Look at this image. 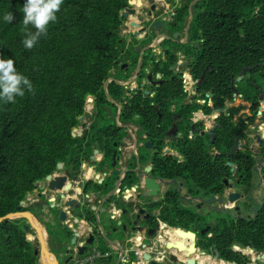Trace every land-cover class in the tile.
I'll return each mask as SVG.
<instances>
[{
	"label": "trees",
	"instance_id": "16d2710c",
	"mask_svg": "<svg viewBox=\"0 0 264 264\" xmlns=\"http://www.w3.org/2000/svg\"><path fill=\"white\" fill-rule=\"evenodd\" d=\"M130 1L64 0L58 20L49 25L47 36L27 50L21 43L22 7L26 0H0V58L14 59L17 70L35 88V95L26 92L23 98L17 97L15 104L0 102V219L16 213L28 194L36 190V184L58 170V164L72 162L78 168L84 145L87 149L99 146L105 154L102 166L114 163L127 133L104 114L102 108L113 104L108 99L121 104L120 121L135 124L142 140L153 145L149 158L152 177L176 179L189 187L191 195L204 199L224 192L227 162L232 158L215 159L213 152L227 153L239 129L222 122L211 147L208 137L189 138L188 118L201 106L184 103V81L172 68L178 61L177 54L182 53L192 75L201 80L198 91L215 94V107L224 106L226 99L233 97L232 81L242 70L264 64V0L182 3L170 25L186 27L194 2L188 41L181 44L166 39L162 56L144 55L138 86L128 92L119 82L132 76L140 56L132 44L126 49L127 41L121 37L125 23L121 15ZM6 12L13 13L11 23L3 20ZM176 33L173 31V35ZM158 74L161 79H157ZM109 80L112 81L106 93ZM244 81L235 85L244 101L251 102L252 92ZM91 96L96 99L94 121L83 137L75 138L73 130L80 125ZM174 105L178 106L175 113ZM210 111L207 108V114ZM174 123L182 138L172 147L184 156V162L164 153L171 146L168 133ZM74 149L77 155L70 161ZM142 158L147 162L146 156ZM109 186L107 191L111 181ZM148 206L159 209L158 219L174 228L192 230L200 218L182 205L173 189L166 192L163 200ZM26 211L31 209L21 212ZM257 213L252 218L222 215L201 236L199 245L206 251L213 249L219 256L214 264H250L251 260L235 247L264 252V201ZM26 224L25 218L0 222V264H40V256L36 255L39 245L30 240L31 233L24 230ZM53 228L48 229L50 237ZM172 237L178 238L174 233Z\"/></svg>",
	"mask_w": 264,
	"mask_h": 264
},
{
	"label": "flooded vegetation",
	"instance_id": "af4514ba",
	"mask_svg": "<svg viewBox=\"0 0 264 264\" xmlns=\"http://www.w3.org/2000/svg\"><path fill=\"white\" fill-rule=\"evenodd\" d=\"M183 2L184 1L181 0V3H183ZM179 8L180 7L176 8L174 13L172 15H169L172 17H169L168 15H166L165 18L164 17L162 18L163 20H157V21H164L166 24L165 28L159 30V32L170 33L172 31L173 27L170 25L172 23L171 20L175 19L176 13L179 10ZM166 19H169V22L166 21ZM151 23H152V21H151ZM151 23L150 22L144 23V26L147 28H150ZM188 24H189V22H188ZM153 35H155V33ZM185 63H186L185 64L186 68L190 71V69L188 68L187 61ZM185 65H182V66H185ZM251 68H252V70H250L248 72V73H250V75H248V76L245 75L243 77V80H245L244 84L245 85L247 84L248 88L252 92L251 102H245L243 99V95L239 94V92L237 90L238 85H235V83H240V82H237L236 79L232 81L233 97L231 99H226L224 106L218 107V108L215 107V104L217 102L215 94L210 93V92L200 93L198 91V88L201 84V80H198L195 78L194 87H193V90L191 91V93L194 94L193 96L185 89V85H184V90L186 92V98L184 100V103H186V104L187 103L188 104L196 103V104L201 106V109L198 110L201 112L200 114L198 113V111H196V112L192 113L191 117L188 118L190 125H191L189 138H196L197 136L208 137L209 146L211 147L216 141V138H217L216 131L218 128L222 127V122L223 123L227 122L229 124H233L235 127H237L239 129V132L234 134V140H233V145H232V147H233L235 144V141L237 139L239 149L237 152H235L232 156L229 157L230 159L232 158V161L227 162V167L229 168V173L225 174V177L223 180L224 192L222 194H218L215 196V197H219V198L224 199L225 202L222 206H220L218 204H214V205L207 204V201L209 199H211V197L204 199V198L200 197L199 195H197V196L191 195L189 193V187L187 185L177 181L176 179H174V180H176V183L171 184V186L167 187V189H166V192L170 189L177 191L178 195L181 199L182 205L184 207H186L187 209L194 211L195 213H197L200 216V218L198 219V221L195 224L194 229L188 230V229L182 228V229H184L183 230L184 232L191 231V233H194L196 235L195 242H196V246H197V252L194 255H192V257H190V258H194L195 260H196L195 256L198 253H200L203 257L208 256L207 251L204 250L199 245V241H200L201 236H204L207 233L206 232L205 234H203V231L207 227L212 226L211 224L210 225L207 224L204 227L202 226V224H204V222H206L205 221L206 216L203 213L204 209H208V208L212 207L213 210L217 211V209L222 210L225 208L228 210V214H224V215H230L233 218H252L258 214L257 211L260 209V207L262 205V204L257 205L255 207V208H257V211L254 212V210H253V214L250 215V217H242V214L240 211L236 212V213H232V210H235L237 208L238 202H240V201H242L246 205H249V195H251L255 190L259 189L260 185L258 184V182H261V185L264 187V108H262V105H264V64H257ZM177 69H179L178 65H177ZM178 75L182 79V77H181L182 72L181 71H179ZM161 78H162V76H160L159 79H161ZM235 92L238 93L236 96H235ZM194 96H199V97H201V99L200 100L195 99ZM238 97L241 98L243 103L248 104L247 109H249L248 110L249 114L246 115L245 117H243L244 118L243 120H239V119L237 120L236 119V116L239 114L240 110L234 111V109H232L231 107L228 106V103H233V102L238 101ZM203 102H204V105H202ZM177 107H178L177 105H174L172 107V111L174 113L177 112ZM207 108L211 109L209 114H207ZM104 113L106 116H108L105 111H104ZM177 118L178 117H176V119ZM110 120L112 121V119H110ZM207 122L210 123L209 127L205 126V123H207ZM91 124L87 128H86V126H84V128H85L84 132L89 131ZM79 127H78V132H76V134H80ZM245 128H247V131L244 130ZM174 130L176 131L175 133H173ZM209 133H214L213 141H211V135ZM82 134L84 136L83 131H82ZM168 135L170 137V144H171L170 155L173 156V158L177 159L179 162L186 161L184 156L181 155L177 150H175L172 147L173 143L177 142L179 139L182 138V134L178 132L177 126L175 123L173 124V127L170 130V132L168 133ZM94 146L95 145H93L92 147H94ZM122 147H123V144H121V146L118 147L115 159H133V158H135V159H140V161L143 163V160H142L143 159L142 155H144L143 153H140L139 156L137 155L138 157L137 156L136 157H132V156L130 157L127 154H125L123 149H121ZM83 148H86V145H84ZM231 148L229 149V151L231 150ZM229 151L227 153H229ZM227 153H221V152L216 151V150L213 152L215 159H219L223 156L228 157L226 155ZM104 160H105V156H103V155L101 156L100 160L95 159V161L98 164V168H100V166ZM84 161H85V159H80V164H79L78 168L76 167L77 163L73 164L72 162H69L67 164H64L63 169L65 170L64 172H65L66 177L68 179L71 178L72 180H73V177H79L80 169L83 166ZM140 161H138V164L143 169H146L149 167V166L148 167L145 166V168H144L143 164ZM151 165L152 164H150V166ZM248 168L250 170L249 173H248ZM97 171H98V169H94L95 174H98ZM107 174L108 173L102 172L100 174V178H98V181L95 183H92L93 187H90L89 184L87 186L84 185L81 187L82 190H84V188H87L86 192L101 191L102 194L105 193V195H106L105 197H103V198L101 197L98 199L95 198L96 200L94 199L95 205H99V202L104 201L107 198V196L110 194L112 196L109 199H107V202L105 203L104 207H105V209L112 211L113 210L112 201L115 200V198L118 197L116 200L124 199L127 202H132L137 198L139 191L136 190L134 188V186L138 183V180L134 175L131 177V179H134V181H136V182L133 185L129 186L128 188H125V187L128 186V184H129L128 182L130 181V179H128L129 174H125L123 177V180H122V184L118 185L115 188H113V186H111V189L109 191H107L110 187L109 186V179L110 178ZM110 176L114 177L113 174H111ZM233 178H235V179H233ZM174 180H170V181L167 180V181H169L170 183H173ZM227 189L233 190L232 194H240L242 196V198L239 199L238 201H236L235 204L230 203L228 198H226V196H225V194H226L225 192ZM70 194H72V192ZM212 197H214V196H212ZM45 199H46V203L48 205V212H52L54 214V218L56 219V217L58 216V211H59L58 207L61 205L59 193L55 194V195L50 194ZM163 199H160L159 201H161ZM143 207L146 209V212H145V214L139 215V218H138L137 224H136L137 229L135 230V232H130L128 235H125V236H123V234H124L123 227H124V225L128 224V217L126 215L122 214L123 209L121 211H119V210H117V206L115 207V209H116L115 211L116 212L118 211L119 215H117V213L113 212V215H115V218H117V219H115L116 221H113L112 223L110 222L112 224L110 229L107 226H105V228H106L105 235H103L102 232L99 230L97 223H96L97 221L94 217V214L92 213L89 216V218L87 219L88 223L90 224L88 228H90V233L96 236L97 245L96 246H90L89 251L86 252L83 256H80L78 253V249L76 248V247H78V245H75L69 251L64 250L63 245H62L63 241L69 242V241H71V239H73V237H74L73 231H78L77 230L78 227L74 226L72 224H70V225L68 224V226H66V227L54 226V227H59L58 229L61 230V239H62L61 242H62V244L61 243H57V244H59V250H61V253L63 252V258L58 262L60 264H66L65 263L66 260L73 258L68 263V264H70L74 260H78V261L83 260L89 254L94 253L95 254L94 264H117L118 260L120 259L121 253L118 250L112 252L111 246L104 239L106 236V238H108V239L120 240V245H122L123 251H124L123 258H121L120 264H139V258L136 254L139 251L135 250L136 245L139 242H142L145 244H150V248L154 247L157 249V248H159V246H157L156 243L161 241L159 239H163V238H160L161 237L160 224L163 222H161L157 217L158 214L160 213V210L155 209V208L152 209L151 206H143ZM28 208H30L32 212H37L36 206H32V207L30 206ZM213 210H211V211H213ZM136 211L138 212L139 209L137 208ZM147 215L149 216V218L146 220ZM99 220L102 223L104 222L102 219V216H100V215H99ZM44 224L46 225L47 223H44ZM49 224L52 226L55 224V222L49 223ZM118 224H120V226L118 227V230L120 231L121 234L117 235V237H113V235H116V234L113 233L112 229L115 228ZM47 226H48V224H47ZM74 227H75V229H74ZM48 229L46 230V233H47ZM182 229H180V230H182ZM176 230L177 229H167L165 231L166 236L169 235L168 233L171 234V232L174 231V234L177 235L178 238L176 240L175 239L173 240V237L171 238L170 242L175 243V247L172 250H169L170 253L167 254L166 258L165 259L162 258V261L164 263L159 262L160 264H187L186 259H188V258L186 257V255L188 254V252L190 250V247H191V244L193 243V240H192L191 244L187 243V238H190V237H187V236L181 237L180 235H178L176 233ZM171 236H172V234H171ZM89 237L78 240V243L84 242L86 244V241L88 240ZM121 237H124V238H121ZM123 239H125L124 240V242H126L125 244L122 241ZM167 243H166V245H167ZM177 243L180 244V246H181V243H183L186 248L180 250ZM104 245H108V247H109L108 250L105 249ZM166 245H165V247H166ZM101 246H103L104 250H103V248H101ZM81 247H84V246H81ZM55 249L57 250V247L52 249V250L54 251ZM50 250H51V248H50ZM72 250L75 251L74 254H71L70 251H72ZM200 250H202L203 252H201ZM177 255H181L183 260L179 259ZM213 256L215 259L216 255L213 254ZM152 257L154 260L157 261V259L154 256H152ZM142 260L144 261L143 253H142ZM196 264H199L197 260H196Z\"/></svg>",
	"mask_w": 264,
	"mask_h": 264
},
{
	"label": "water",
	"instance_id": "95a60500",
	"mask_svg": "<svg viewBox=\"0 0 264 264\" xmlns=\"http://www.w3.org/2000/svg\"><path fill=\"white\" fill-rule=\"evenodd\" d=\"M132 3H134V0L129 2V7H127L123 12H122V17L124 19H128L129 16H134L136 14V10L135 9H131L130 6L132 5ZM157 10V6L155 4H153L150 9L148 8H144L142 9V15L137 17V22H131L130 23V27L132 29H135L139 34H135L136 40L137 41H142L143 39L150 37L151 35H153L154 33L158 32L161 29H164L166 24L164 21H154L151 23L149 18H153V14L154 12ZM150 22L151 26L150 28H147L144 26V23ZM180 36V33H176L174 35V38L177 39ZM165 39H170L169 37H166ZM175 41V40H173ZM144 51V47L143 46H139L135 49V53L136 54H141ZM186 63H181L180 65H185ZM177 65L174 66V68H176ZM252 70V68H244L242 70V72L240 73L239 77L236 79L237 82H241L243 80V77L250 71ZM148 80H152V75L148 76ZM146 94L148 95L149 92H146ZM238 93L235 92V96ZM84 120V117H80V122H82ZM78 132V128H75L73 130V137H75V133ZM176 131L174 130L173 133H175ZM211 135V141H213L214 138V133H209ZM144 147L146 149H153V145L150 142H146L144 144ZM239 149V145H238V140L236 139L234 146L231 148V150L229 151V153H227L226 155L228 157L232 156L235 152H237ZM116 160V159H115ZM118 161H120V159H118ZM117 164L116 161H114L113 163V167H115ZM64 167V164L60 163L58 164V169L62 170ZM151 171V166H149L146 171H138V183L134 186V188L136 190H138V196L137 198L132 201V202H127L124 199L120 200H116L112 203V208H115L116 206L118 207L119 205L121 207H123L122 210V214L126 215L128 217V224L124 225L123 227V231L125 235H128L130 232H135L136 228V224H137V220L139 218V215L145 214L146 209L143 206H148L151 205L153 203L158 202L159 200H156V198H160L161 195L163 194V191L165 188L171 186V184H175L176 180L173 181V183H170L169 181L162 179V178H155L152 177L150 174ZM119 171L115 172V176H119ZM79 177H73L72 181H68L66 184L65 182L67 181V177H55L53 178L52 175H49L46 180L49 182V189L53 192H58L59 196H60V200H61V205L58 207L59 209V221L62 223L67 222V213L64 210L63 207L68 208L69 210H71L73 213L76 214L77 219L75 221V223H73L74 226H77V230L78 231H73L74 233V239H73V245H75L77 243L78 240L85 238L86 236L81 234V231L83 229L88 230L89 227V223L87 221V219L89 218V216L93 213L94 217L96 219V223L97 226L99 228V230L102 232L103 235H105V221L102 223L99 220V215L102 217L107 216L108 219L107 221L110 223H112L113 221H116L115 219V215H113V212L110 210L105 209L104 205L107 202V199H109L112 195H108L107 198L104 201H100L99 205H93L94 201L98 198L102 197V192L101 191H96V192H86L87 188H84V190H81L80 193L76 194L73 190V183L78 181ZM128 179H130V183L132 184L134 179H131V176L128 177ZM122 184V181L119 182L118 185ZM115 185V187H117ZM37 187H40V184H37ZM128 186H126L125 188H128ZM72 192V194H70ZM96 198V199H95ZM242 196L240 194H230L228 196V200L230 203L235 204L236 201H238L239 199H241ZM95 199V200H94ZM29 199L28 197H26L25 201L17 207V212L14 214H10L4 218L0 219V222L6 221V220H10V219H19V218H25L27 220V224L24 225V230L27 233H31V231L33 230V223L32 220H35L34 215L30 212H21L23 209H27V203H28ZM224 199L219 198V197H211V199H209L207 201V204H218L220 206H222L224 204ZM139 209V211L137 212L136 209ZM237 211H240V208L237 207L236 208ZM257 211V208L254 209V212ZM217 212H224L226 214H228V210L227 209H222V210H218ZM119 214V213H118ZM117 214V215H118ZM149 218V216L147 215L146 220ZM81 220H83L85 223H81ZM29 221V223H28ZM110 223V227H107L110 229L111 228V224ZM69 225L71 224L70 222L68 223ZM120 226V224H118L115 228L112 229L113 233H115L116 235H120V231L118 230V227ZM132 227V228H131ZM43 228V227H42ZM42 228L41 230L36 228L37 234H38V242H39V247L36 250V255L40 256V258L43 255L46 256H53V252L50 250V247L48 245V242L46 239H44L43 235H42ZM210 227H207L204 231L203 234H205L206 232H208ZM44 229V228H43ZM176 233L178 235H180L181 237H190L193 240V243L191 244L190 250L188 252V254L186 255V257L188 259H186L187 264H196V260L194 258H190L192 257V255H194L197 252V246H196V235L194 233L191 232H184L183 230L177 229ZM88 235V240L86 241V244L84 242L79 243L78 247H76L78 249V253L80 256H83L86 252L89 251L90 246H96L97 245V240H96V236L91 234L90 231L87 232ZM105 241L111 246V248H115V250H118L121 255H120V259L118 260L117 264H120L121 262V258H123V247L122 245H120V240L118 239H108L105 236ZM30 240L32 241H36L37 238L30 236ZM177 245L179 246V249H185V245L183 243L180 244L177 243ZM84 246V247H81ZM175 247V243L172 242H168L166 245V249L172 250ZM150 248V244H145L142 242H139L136 247L135 250L138 251H144L143 253V259L145 262H147L148 264H160L158 261L154 260L152 255L150 253H148V250ZM70 249H68L69 251ZM71 254H74L75 251L72 250L70 251ZM250 252H254V250H250ZM218 258V255L215 256V259ZM264 259V252L263 255L257 256V259ZM73 258H70L69 260H66L65 263L68 264L70 262V260ZM54 264H60L58 262V260L55 258L54 260Z\"/></svg>",
	"mask_w": 264,
	"mask_h": 264
},
{
	"label": "crops",
	"instance_id": "0c3cea01",
	"mask_svg": "<svg viewBox=\"0 0 264 264\" xmlns=\"http://www.w3.org/2000/svg\"><path fill=\"white\" fill-rule=\"evenodd\" d=\"M132 1V0H131ZM184 1V0H183ZM197 0H195L194 2H196ZM193 2V3H194ZM184 3V2H183ZM193 3L191 4L190 6V17H191V20L193 19L194 17V11H193V8H192V5ZM155 4L157 6V10L156 12L153 14V18H149L152 22L153 21H156L157 18H159V20H163L162 18L166 15H172L175 11L176 8H178V6H180L182 3H181V0H134V3H132V5L130 6L131 9H135L136 10V14L134 16H129L128 19H125V23H124V26L122 28V32H121V37L123 39H126V49H128L131 45V41L132 39L136 40V37H135V34H139L135 29H132L130 27V23L131 22H137V17L138 16H141L142 15V9L144 8H148L150 9V7ZM160 16V17H159ZM191 23V22H190ZM189 23V25H190ZM152 38V42L150 44H146L145 42ZM166 38V36L162 35L159 31L157 33H155V35H151L150 37H147L145 39H143L142 41H137L138 43L135 45V47H139V46H143L144 47V51L139 54V62H138V65L136 67V69L134 70V72L132 73V76L129 78V79H126L124 81H121L119 82L120 85H126V86H130L132 85V88H136V86H138V75H139V72L141 70V65H142V60H143V56L144 55H148V54H151V56H157V57H160L162 56V54L164 53L163 52V49H162V41ZM185 39H186V42L188 41V31L186 32V36H185ZM181 43H183V41H181ZM178 60L184 58L182 53H178ZM181 64V63H180ZM128 64H125L124 67H127ZM129 68V66H128ZM161 76L160 74L156 75L157 79H159L158 77ZM112 80H109L107 83H106V86H105V90H106V93H108V89H107V86L108 84L111 82ZM128 92L131 91L130 89H126ZM135 90V89H134ZM108 101L110 103H113L116 108H117V112H116V115L114 116V114L112 113L111 109H108V108H102L103 111L106 112V114L108 115V117L112 119V122L115 121L116 124L118 126H121L123 128H125L126 130V137L123 139L122 141V144H123V147L121 149H123V151L125 152V154H127L128 156H130V150H133L132 151V154H135V155H138V147H140L138 143H136V139L135 136L133 138V134L137 131H139L138 127L135 125V124H123L121 121H120V114H121V104L120 106L118 104H115L114 100L112 99H108ZM108 106V105H106ZM95 115H96V99L94 97H89L88 99V103L85 107V114H84V120L80 123V134L79 136L82 137L83 134H82V131L84 133V126L89 127V125L94 121V118H95ZM128 136H131V139H129V142L131 141L133 144H130L131 148L129 147V149H127V147H125V145H128L129 142L127 143L126 140H127V137ZM143 144H141V147H144V144L146 143V141L142 142ZM125 148V149H124ZM120 149V150H121ZM146 149V148H145ZM166 149H170L169 145L166 147ZM149 150V149H148ZM153 149H151V154L153 153ZM165 151V149H164ZM148 159H146L147 162H141L140 159H120V161H118V159H116L115 161L117 162L116 166L113 167L112 169H109V168H103L105 170H103V173H108L107 175L109 176V178H112V182L114 181L115 185L117 186V184H119L120 181L123 180V177L125 174H129V177L131 176H135L136 178L138 177V171H146V169H143L139 164H138V161H140L142 164H143V167L145 168L150 166V156L149 154H144ZM100 160V159H98ZM136 163V164H135ZM136 166H135V165ZM134 165V166H133ZM131 167V168H130ZM94 169H98V164L97 162L95 161V159H90L89 162H86L84 161L83 162V166L81 167L80 169V173H79V179L77 182H74L73 183V190L76 194L80 193L81 192V187L84 186V185H88L90 182H93L91 180H93V178H100V174H95L94 173ZM65 170H60L58 173L56 174H52L53 178L55 177H66L65 175ZM116 171H119V176H115V172ZM98 172V171H97ZM113 172V173H112ZM111 174L114 175V177L110 176ZM72 179L69 178L67 179V181L65 182V184L68 182V181H71ZM90 181V182H89ZM40 184V187H37V184ZM36 184V190H34V192L28 194V203H27V206L28 207H32V206H36L37 208V212H32V214L34 215V218L35 220H32V223L33 225L41 230L42 226L40 225V221L39 219L43 222V223H53L55 222L54 225L52 226H62V227H66L68 226V223L70 222L72 225L73 223H75L76 219H77V216L75 213H73L71 210H69L68 208L66 207H63L64 210L66 211L67 213V222L65 223H62L59 221V212L58 211V216L56 217V219L54 218V214L52 212H48V205L46 203V199L48 195L50 194H58V192H53L49 189V182L45 179L43 181H40ZM85 186V187H86ZM166 189H164L163 191V194L161 195V197L158 199L156 198V200H160V199H163L164 198V195L166 194ZM233 190L231 189H227L226 190V198H228V196L230 194H232ZM44 197V198H43ZM62 203V202H61ZM93 205H95L93 203ZM96 206V205H95ZM207 212H210L211 210H213V208H208L206 209ZM215 211V210H213ZM217 212V211H215ZM117 213V212H115ZM211 216V215H210ZM102 219L105 221V226L108 225V227H110V223L107 221L108 217L105 216V217H102ZM218 217H215V220L214 222H211L210 224H214L216 223ZM47 221V222H46ZM85 223L83 220H81V223ZM160 225H165L164 223H161ZM166 226V225H165ZM59 228V227H58ZM75 229V227H74ZM90 231V228H88V230H85L83 229L81 231V234L86 236L87 235V232ZM168 237H171V234L168 233ZM42 235L44 237V239H47V233H46V230L42 228ZM74 239V237H73ZM73 239H71V241L67 242V241H63V244L61 242V244L63 245V249L64 250H68V249H71L73 248L75 245H78V241L75 245H73ZM166 245V243H165ZM164 245V249L161 251V256L163 259L166 258L167 254H169L170 252L166 249ZM105 249L108 250V245H104ZM116 249L115 248H112V252L116 251L114 250ZM61 257L63 258V252L61 253ZM56 258V256H55ZM54 256H46V255H43L41 257V264H54V260H55ZM56 259H58V261H60V259L57 257Z\"/></svg>",
	"mask_w": 264,
	"mask_h": 264
},
{
	"label": "rangeland",
	"instance_id": "374dc122",
	"mask_svg": "<svg viewBox=\"0 0 264 264\" xmlns=\"http://www.w3.org/2000/svg\"><path fill=\"white\" fill-rule=\"evenodd\" d=\"M187 0H185L184 1V3L186 2ZM178 7H181V6H178ZM180 9V8H179ZM169 17H172V16H169ZM191 20V17H190V15H189V18H188V22L190 23V22H192V21H190ZM166 21H168L169 22V19H166ZM174 20H171V22H173ZM170 22V23H171ZM188 24V23H187ZM188 29H189V24L185 27L184 25H180V26H178V27H176V28H172V31L170 32V33H165V32H160L162 35H164V36H166V37H169L170 38V40L171 41H173V40H175V41H173V42H176V43H180L181 41H183V43H181V44H185L186 43V39H185V36H186V32L188 31ZM175 30H177V33H180V36L177 38V39H175L174 38V35H173V31H175ZM164 40H166V39H164ZM163 40V41H164ZM134 39H132V41H131V44H132V46H135L137 43H134ZM163 41H162V43H163ZM152 42V38H150V39H148L145 43L146 44H150ZM162 49H163V46H162ZM183 57L184 58H182V59H180V60H178L177 61V63L176 64H174V66L175 65H178L179 66V70L181 71V72H187V74H188V72L190 73V71L186 68V65L185 66H180V63H184V62H186V58H185V56L183 55ZM174 66H173V70L174 71H176L177 73H179L176 69H177V67L176 68H174ZM192 74V73H191ZM193 78L195 79V77L193 76ZM192 80V79H191ZM184 82H185V86L186 87H190V84H191V82H187L186 80H184ZM191 89L188 91L192 96L194 95L193 93H191ZM146 92H149L148 90L146 91ZM145 92V93H146ZM194 98L195 99H198V100H200L201 99V97H199V96H194ZM89 99V98H88ZM87 103H88V100H87ZM115 104H118L119 106H120V104L118 103V102H114ZM87 105V104H86ZM202 105H204V102L202 103ZM228 106L229 107H231L232 109H234V111L235 110H240V112H239V114L236 116V119L238 120H243L244 118L243 117H245L246 115H248L249 114V109H247L248 108V104H246V103H243V101L241 100V98H239L238 97V101H236V102H233V103H228ZM104 108H108V109H111V111H112V113L114 114V116L116 115V106L114 105V104H112V105H108V106H105ZM118 108V107H117ZM262 108H264V105H262ZM203 111V110H202ZM204 112V111H203ZM198 113L200 114L201 112L200 111H198ZM235 113V114H236ZM105 114V113H104ZM108 117V116H107ZM109 118V117H108ZM110 119H111V117H110ZM236 122V121H235ZM81 123V122H80ZM209 125H210V123H205V126H208L209 127ZM80 126V125H79ZM78 126V127H79ZM77 127V128H78ZM245 131H247V128H245L244 129ZM134 136H135V138H134ZM142 135H141V132L140 131H137V132H135L134 134H133V138L134 139H136V143H138V144H140L139 146L140 147H138V156L140 155V153H143V154H149V155H151V150H148V149H143V147H141V144H143L142 142H143V140H142ZM75 138H80V136H79V134H76L75 133ZM129 139H131V136H128L127 137V140H126V142L128 143L129 142ZM130 144H133L131 141L129 142V144L128 145H125V147H127V149H129V147L131 148V146H130ZM129 146V147H128ZM125 149V148H124ZM132 149V148H131ZM132 151L133 150H130V157L132 156V157H136L137 155H135V154H132ZM164 153L165 154H170V149L168 150V149H166L165 148V151H164ZM77 155V150L76 149H74V150H72V153H71V155H70V157H69V159H70V161H72V159H74V157ZM105 156V154L101 151V149L99 148V146L98 145H95L94 147H92L91 149H87V148H84V150H82V151H80L79 152V156L81 157V159H85V161L86 162H89L90 161V159H100L101 158V156ZM137 156V157H138ZM133 159H135V158H133ZM63 164V163H62ZM109 168V169H112L113 168V164L111 163V164H107V165H105V166H100V168H98V174H100V173H102L103 172V170H105V169H103V168ZM147 169V168H146ZM60 170L58 169L54 174H56V173H58ZM233 179H235V178H233ZM91 181H93V182H90V183H95V182H97L98 181V179H96V178H93V180H91ZM102 181V180H101ZM109 181H111V183H112V186H113V188H115V182L113 181L112 182V178H110L109 179ZM258 184L260 185L259 186V189H257V190H255L251 195H249V205H246V204H244L242 201H240V202H238V205H237V207H239L240 208V212H241V214H242V217H250V215H252L253 214V210H254V208L257 206V205H260V204H262L263 203V201H264V187L261 185V182H258ZM90 187H93V184L90 186ZM91 189V188H90ZM106 195H105V193H103L102 194V198L103 197H105ZM118 198V197H117ZM117 198H115V200L117 199ZM115 200H113V201H115ZM113 201H112V203H113ZM123 208L119 205L118 207H117V210H119V211H121ZM116 209H114L112 212H116L115 211ZM26 212H30V213H32V211H26ZM236 212H238L237 211V209H235V210H232V213H236ZM203 213H204V215L206 216L205 217V221L206 222H204V224H202V226L204 227V226H206L207 224H209L210 225V223L211 222H214V220H215V217H220V216H222V215H224V214H226V213H224V212H215V211H210V212H207V210L206 209H204L203 210ZM119 215V214H118ZM211 215V216H210ZM207 218V219H206ZM39 221L41 222L40 223V225L45 229V230H47L49 227H51V225L50 224H48V226H47V224L45 225L40 219H39ZM162 222V221H161ZM28 223H29V221H28ZM30 224V223H29ZM165 225H160V233H161V237L160 238H163V239H159V240H161L160 242H158V243H156V245L157 246H159V248H154V247H152V248H149V250H148V253H150L152 256H154L156 259H157V261L158 262H161V263H164L163 261H162V256L160 255L161 254V251L164 249V245H165V243H167V242H170L171 241V237H168V236H166V234H165V231L167 230V229H182V228H174V227H171V226H169L168 224H166V223H164ZM215 224V223H214ZM211 225H213V224H211ZM182 230H184V229H182ZM186 232H191V231H186ZM30 236H32V237H35V238H37V240L35 241L38 245H39V242H38V234H37V231H36V227L33 225V230L31 231V234H30ZM113 237H117V235H113ZM121 238H124V237H121ZM47 242H48V244H49V247L51 248V250L52 249H54V248H56L57 247V250L55 249L54 251H53V256H54V258H55V256H56V258L58 257L60 260L62 259V257H61V250H59V244H57V243H61V230L60 229H58V227H54L53 228V235L50 237V235L48 234V231H47ZM124 240L125 239H123L122 241H123V243L125 244L126 242H124ZM188 242L187 243H189V244H191V242L189 241V240H187ZM54 247V248H53ZM236 248V250L237 251H240V252H242L244 255H246L250 260H251V263L250 264H264V259L262 258V259H257V256H262L263 255V252H250V250L251 249H249V248H246V249H241L240 247H235ZM159 249V250H158ZM158 250V251H157ZM201 252H203L202 250H200ZM142 253H144V251L143 252H141L140 253V255H142ZM207 254H208V256L210 257V258H212V259H214V256H213V254H214V250L213 249H209V251H207ZM178 256V258L179 259H182V256L181 255H177ZM195 258H196V260L198 261V263L199 264H201L200 263V260L203 258V256L200 254V253H198L196 256H195ZM218 258H219V256H218ZM58 260V259H57ZM183 260V259H182ZM220 260V259H219ZM229 264H231L230 262H228ZM40 264H41V258H40ZM142 264V263H141ZM214 264V263H213Z\"/></svg>",
	"mask_w": 264,
	"mask_h": 264
},
{
	"label": "clouds",
	"instance_id": "9594fccd",
	"mask_svg": "<svg viewBox=\"0 0 264 264\" xmlns=\"http://www.w3.org/2000/svg\"><path fill=\"white\" fill-rule=\"evenodd\" d=\"M63 3L64 0H26L22 7L24 39L21 41L25 49L31 50L42 36H47L49 25L57 22V13ZM13 19L12 12L3 15L6 23H11ZM26 92L35 95L32 81L17 70L14 59L0 58V102L15 104L17 97L23 98ZM220 264L228 262L220 261Z\"/></svg>",
	"mask_w": 264,
	"mask_h": 264
},
{
	"label": "built area",
	"instance_id": "2783aa9c",
	"mask_svg": "<svg viewBox=\"0 0 264 264\" xmlns=\"http://www.w3.org/2000/svg\"><path fill=\"white\" fill-rule=\"evenodd\" d=\"M157 20H159V18H157ZM177 71L179 72L180 70L177 69ZM181 77H182L183 81L186 80L187 82H191L190 87H186V86H185V89H186L187 91H189L190 89L193 90L194 83H195V79L193 78L191 72H190V73L188 72V74H187V72H182ZM158 78H160V76H159ZM191 79H192V80H191ZM184 85H185V82H184ZM122 86H123L125 89H130L131 91L137 88V86H136V88H132V85H130V86L122 85ZM114 209H115V208H113V210H114ZM113 210H112V211H113ZM117 214H118V211H117ZM88 235H89V234H87L85 238H87ZM140 253H141V251H139V252L136 253L137 256H138V258H139V264H141V263H142V264H147L146 262H144V261L142 260V255H140ZM94 259H95V254H94V253H91V254H89L88 256H86L83 260H80V261H78V260H74V261H73L72 263H70V264H94Z\"/></svg>",
	"mask_w": 264,
	"mask_h": 264
},
{
	"label": "bare ground",
	"instance_id": "6f19581e",
	"mask_svg": "<svg viewBox=\"0 0 264 264\" xmlns=\"http://www.w3.org/2000/svg\"><path fill=\"white\" fill-rule=\"evenodd\" d=\"M171 233H174V231H172ZM187 240H189L192 243V239L187 238ZM216 261V259H212L209 256H204L201 260L200 263L201 264H213Z\"/></svg>",
	"mask_w": 264,
	"mask_h": 264
}]
</instances>
